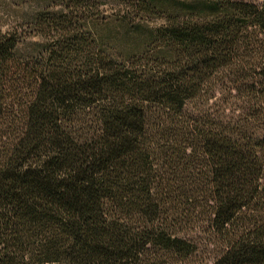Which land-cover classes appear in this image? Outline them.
<instances>
[{
  "label": "trees",
  "instance_id": "obj_1",
  "mask_svg": "<svg viewBox=\"0 0 264 264\" xmlns=\"http://www.w3.org/2000/svg\"><path fill=\"white\" fill-rule=\"evenodd\" d=\"M29 29L0 31V264H186L202 238L264 264V135L189 112L225 75L264 89V0H43Z\"/></svg>",
  "mask_w": 264,
  "mask_h": 264
},
{
  "label": "rangeland",
  "instance_id": "obj_2",
  "mask_svg": "<svg viewBox=\"0 0 264 264\" xmlns=\"http://www.w3.org/2000/svg\"><path fill=\"white\" fill-rule=\"evenodd\" d=\"M43 0H0V31H19L26 48H32L40 39L34 37L29 25ZM256 78L227 75L209 92L205 102L194 103L189 112L200 109L205 116L222 124H233L250 136L264 135V89L253 87ZM213 93V94H212ZM191 235H194L193 233ZM198 252L186 264H212L216 259L215 247L202 238Z\"/></svg>",
  "mask_w": 264,
  "mask_h": 264
}]
</instances>
